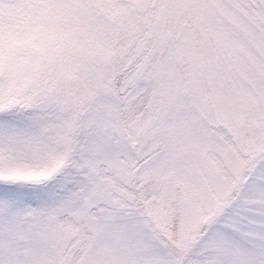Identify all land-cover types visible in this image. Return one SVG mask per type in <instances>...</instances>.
I'll return each instance as SVG.
<instances>
[{"label": "snow or ice", "instance_id": "obj_1", "mask_svg": "<svg viewBox=\"0 0 264 264\" xmlns=\"http://www.w3.org/2000/svg\"><path fill=\"white\" fill-rule=\"evenodd\" d=\"M0 264H264V0H0Z\"/></svg>", "mask_w": 264, "mask_h": 264}]
</instances>
